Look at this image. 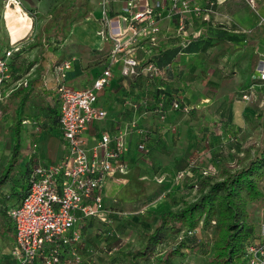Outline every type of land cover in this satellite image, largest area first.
<instances>
[{"label": "crops", "instance_id": "1", "mask_svg": "<svg viewBox=\"0 0 264 264\" xmlns=\"http://www.w3.org/2000/svg\"><path fill=\"white\" fill-rule=\"evenodd\" d=\"M69 1L48 6L45 12L49 14V22L43 37L35 42L16 43L19 51L8 61L10 75L3 84L5 100L0 105V118L5 107L14 120L10 125L9 148L0 141V177L12 156L13 124L18 117L21 139L22 135L28 139L29 153L0 187V250L4 248V253L8 248L13 253L15 247L16 233L9 212L26 194L31 170L38 165L58 163L65 153L59 123H53L48 112L56 106L59 113L56 88L61 83L72 89L90 88L103 70L110 69L111 78L97 93L96 104L107 116L101 122L92 123L82 138L86 147L92 148L103 133L115 138L124 132L125 159L137 182H142L145 176L160 177L163 173L170 175L187 170L186 156L190 154L192 157L210 155L211 167L220 158L225 160L233 155L240 159L246 154L241 140L244 144L250 141L251 125L259 139L264 132V117L256 120L257 116L251 112V108L260 107V94L256 91L254 99L241 100V94L258 82L254 77L264 60V0H189L209 11L204 17L192 12L185 14L184 37L175 36L178 17H169L164 9L158 23L159 42L153 54L147 52L149 46L143 41L135 46L132 54L141 70L152 59L161 71L160 78L154 82L148 79L145 70L138 79L123 76L121 62L110 64L113 41L98 34L100 31L109 34L106 20H114L128 0H108L105 10L101 0ZM170 1L140 0L139 3L143 7L155 2L167 5ZM198 36L201 38L194 40ZM184 39L191 40L192 44L182 50ZM68 60L72 66L61 78L57 68ZM159 85L172 100L189 105L192 110L185 114L170 111L167 106L164 119H160L149 110L152 88ZM143 140L148 151L138 155L137 146ZM21 149L22 146L20 155ZM120 186H123L121 180L115 175L101 190L109 225L91 218L79 220L75 230L81 234L80 242L64 254L63 264H70L65 259L72 252L88 256V264H109L110 257L126 249L130 221L136 218V213L143 214L147 206L137 210L136 205L123 208L111 201L107 204ZM178 190L175 192L180 195L179 201L182 198L187 201L184 192L189 189L180 184ZM152 195L154 192L140 200V204ZM9 232L14 234L12 240L6 236ZM14 264H17L15 258ZM32 264H42L41 259Z\"/></svg>", "mask_w": 264, "mask_h": 264}, {"label": "built area", "instance_id": "2", "mask_svg": "<svg viewBox=\"0 0 264 264\" xmlns=\"http://www.w3.org/2000/svg\"><path fill=\"white\" fill-rule=\"evenodd\" d=\"M139 1L128 0L114 20H106L110 27L109 34L104 31L98 33L102 38L113 41L110 64L121 62V74L125 77L137 74L139 61L132 54L140 41L149 46L148 53L157 48L161 32L158 23L164 9L169 17H178L174 33L179 37L186 34L185 14L192 12L197 17H204L209 11L208 8L191 4L189 0H171L167 5L155 2L143 7ZM107 4L108 0H101L103 10ZM187 45L188 41L184 39L181 46ZM18 51L17 46L11 47L0 58V105L5 100L3 84L9 78L8 61ZM71 66L72 61L68 60L57 68L61 78L65 77ZM145 70L156 73L152 65ZM110 78L111 72L107 68L97 76L90 88L72 89L63 83L57 86L58 123L65 153L58 163L33 167L26 194L19 205L9 212L16 233L13 256L17 264H32L39 258L42 264H59L60 248L70 247L80 240L75 230L79 220L91 218L108 224L101 190L110 177L124 175L127 171L125 133L119 132L115 138L103 133L92 148L86 147L82 136L92 123L101 122L107 116L106 111L96 104L97 93L103 90ZM254 79L258 82L241 94V100L250 101L259 91L261 103H264V60ZM169 110L187 114L192 108L173 101ZM156 113L160 119H164L166 109L160 108ZM137 150L142 153L148 151L145 140L137 146ZM212 169L215 175L217 170ZM203 175L208 177V172L204 171ZM181 177L178 174L176 179ZM156 180L161 182V179ZM48 246H54V249L44 255ZM245 254L247 264H264V221L260 223L257 238L247 245ZM73 256L74 264H80L77 255Z\"/></svg>", "mask_w": 264, "mask_h": 264}, {"label": "trees", "instance_id": "3", "mask_svg": "<svg viewBox=\"0 0 264 264\" xmlns=\"http://www.w3.org/2000/svg\"><path fill=\"white\" fill-rule=\"evenodd\" d=\"M200 38L198 36L194 40ZM191 44L192 42L189 40L188 45L181 49L185 50ZM4 52L0 55V58ZM148 65L155 68V74L145 70ZM144 70L151 82L161 76V71L150 59L145 63L142 70L137 68V74L130 76V78L138 79ZM152 90L153 101L149 104V110L154 113L160 108L170 107L172 102L176 101L172 100L171 95L165 92L160 85L154 86ZM257 92L260 94L259 91ZM48 112L52 114L53 123H58L59 113L57 107L49 108ZM13 133L12 156L8 161L6 172L0 177V187L7 181L9 174L18 167L21 148V120L19 117L13 124ZM260 140L261 142L253 155L242 161L239 160L238 167L235 170H230L226 162L221 159L217 160V164L213 168L219 170L220 179L211 180L209 177L200 176L195 184L188 186L189 188H195L199 193L193 201L184 202L175 211L157 209L141 215L146 221L154 218L156 223L152 232L143 233L144 238L141 247L131 249L125 253L126 264H153L157 249L166 242L169 236L181 233L182 236L179 241L167 248L160 258L159 264H172L173 260L183 258L184 251L188 248L187 240L197 238L196 234L199 228L204 229L211 225L216 227L217 237L211 246L212 253L209 264H247L245 249L250 242L257 238L260 226L259 224L257 228L250 221L247 210L248 202L262 196L259 184L261 179L264 178V135ZM189 231L193 234L188 235ZM78 233L81 239V234L79 231ZM79 242L72 244L70 247L60 248L59 264L62 263L64 254L76 248ZM53 249L54 246L46 247L44 255H48ZM73 254L80 259V264H88V256L76 252H72L71 264H74Z\"/></svg>", "mask_w": 264, "mask_h": 264}, {"label": "rangeland", "instance_id": "4", "mask_svg": "<svg viewBox=\"0 0 264 264\" xmlns=\"http://www.w3.org/2000/svg\"><path fill=\"white\" fill-rule=\"evenodd\" d=\"M41 1L42 0H0V55L9 48L16 46V43H20L26 40L35 42L43 37L44 28L49 22V17L47 16L49 14H47L45 10L48 6L52 7L55 3L60 2L61 0H43V3H41ZM67 2L70 1L67 0ZM7 7H11L13 10L19 11V16H21V19H24V24L22 25V27L19 25V21L14 19V17H12L10 21L6 19ZM9 64L10 63L8 62V70L10 66ZM8 100L6 99L7 102ZM251 112L252 114H255L257 116L256 120H260V118L264 117V103H261L260 107L257 105L256 108H251ZM13 120L14 116L12 114H9L6 111V108L3 107L2 115L0 118V141H3L7 148H9V142L12 140L10 125L12 124ZM250 128L253 129L250 134V141L244 144V141L241 140L242 145L245 146L244 148L246 150V154H244V156L240 159L239 157L233 155L232 157L229 156V159L225 160H223V158H220L222 161L226 162L227 167L230 170H235L238 167L239 160L242 161L248 156L251 157L261 142L258 137V133L254 131V125H251ZM258 128L256 129L257 132L259 130ZM262 135H264V133H262ZM28 144V139L25 137V135H22V149L19 159L20 163L29 153ZM141 153L142 152L140 151H136V154L138 155H140ZM220 155H223V153L221 152ZM187 156V170L175 172L174 174L170 175H166L163 173V175H160V177L145 176L142 182H137L135 176L129 169L127 160L125 159L128 166L126 173L124 175L116 174L120 178L121 184L123 186H120L118 188V191L113 196V199H110L109 201L107 200V204H109L111 201V203L113 202L114 205L122 206L123 208H125L126 205H128L127 207H134L136 205L139 206L137 207V210H140L142 209V207L147 206L144 210H142V212L144 213H140L141 216L146 214L150 210L158 209L175 211L180 208L184 202L196 199L199 194L198 191L195 188H189L188 186L195 184L200 176H204V171L208 172L207 176L211 178V180L220 179V173L219 170H217V173L215 175L212 174V158L208 157L210 155H196L192 157V154H190L188 157ZM225 156L226 153L224 155V158ZM207 157L209 158V160L207 159ZM178 174L182 175L181 179L179 180L176 179ZM156 179H161V182L157 181ZM180 184L183 188L189 189V191L184 192V194L186 193L185 197L187 201H183V198L179 201L180 195L176 194L175 192L179 191L178 189ZM259 187L260 191L262 192V196L252 202H248L247 204L250 221L253 222L257 228L259 224L264 221V178L261 179ZM153 192L154 195L140 204V200L144 199L147 195L152 194ZM140 216L138 213H136V218H133L130 221V233L127 238L128 240L125 241L126 243H128L126 249H124L122 253H119V255L110 257L111 261L109 264H126L127 261L124 258V252H126L128 249H137L141 247L144 238L142 236L143 233L147 231H153L156 220L154 218H150L149 221H146L142 218V216ZM102 227H104V225H102ZM102 227H99L98 230H102ZM196 235L197 238L200 239L198 240L196 237L189 238L187 240L188 248L184 251L183 258L173 260L172 264H209L210 256L212 253L211 246L217 237L216 227L211 225L204 229L199 228V231ZM6 236L9 240H12L14 234L12 232H9L6 233ZM181 236V233H178L175 236H169L166 242L157 249V255L155 256L153 264H159L160 258L165 250L170 246L176 244ZM3 249L4 248L0 250V264H14V256L12 250L8 248L7 252L5 251L4 253ZM65 260L71 261L72 257H67ZM95 264L102 263L95 262Z\"/></svg>", "mask_w": 264, "mask_h": 264}, {"label": "bare ground", "instance_id": "5", "mask_svg": "<svg viewBox=\"0 0 264 264\" xmlns=\"http://www.w3.org/2000/svg\"><path fill=\"white\" fill-rule=\"evenodd\" d=\"M10 8L7 7V11H6L7 17H6V19H8L10 21L11 18L14 17V19L19 21V25L22 27V25L24 24V19H21V16H19L20 15L18 13L19 11H16V10H13L12 8L11 9Z\"/></svg>", "mask_w": 264, "mask_h": 264}]
</instances>
